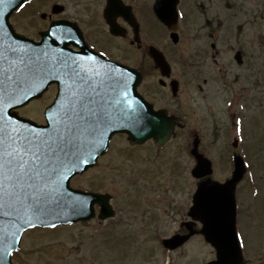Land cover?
<instances>
[{
    "label": "rangeland",
    "instance_id": "374dc122",
    "mask_svg": "<svg viewBox=\"0 0 264 264\" xmlns=\"http://www.w3.org/2000/svg\"><path fill=\"white\" fill-rule=\"evenodd\" d=\"M99 1L33 0L21 11L20 30L26 36L35 37L42 27L39 14L50 12L55 3L68 4L72 15H88ZM200 1L206 5L205 14L191 9L181 22L182 44L178 47L181 55L177 50L168 49V52L177 70L185 63H199V75L211 80L225 75L232 82L235 80V84L230 85L224 96L219 84H204L203 78L197 84L195 77L186 74L182 97L186 98L189 93L200 96L194 113L186 110L189 129L178 130L163 153L153 143L133 149L125 136H118L113 152L104 161L71 182L78 189L111 195L116 209L114 220L102 221L96 217L52 231H29L22 239L20 252L13 258L14 264H166L169 260L170 264H203L211 260L212 249L201 236L175 253L165 249L162 241L178 231L177 216L185 215L188 209L183 204L194 179L186 148L192 146V135H200L201 151L217 159L223 157L234 140V128H229L227 123L235 112L239 116L247 114L249 124L257 128L251 137L252 127L248 126L244 137L251 167L249 176H255L248 181L249 191L245 192V209L249 214L245 225L250 226L246 256L249 264H260L259 260L264 264V0ZM208 32H212V39ZM168 43L171 44L169 38ZM212 43L221 54L216 62ZM238 48H243L248 56L243 66L234 61ZM130 60L135 63L133 58ZM228 61L231 63L225 65ZM189 71L194 68L190 67ZM198 85L202 89L198 90ZM141 90L151 92L154 101L163 105V90L156 83L149 84L147 80ZM239 90L247 91L250 108L246 105L245 110L239 109ZM198 91L208 92L213 98L204 104L203 94H197ZM257 99H261V104L251 109ZM259 106L261 113L257 112ZM33 110L30 106L23 114L39 119ZM179 167L182 171L176 175Z\"/></svg>",
    "mask_w": 264,
    "mask_h": 264
},
{
    "label": "snow or ice",
    "instance_id": "6c2138e0",
    "mask_svg": "<svg viewBox=\"0 0 264 264\" xmlns=\"http://www.w3.org/2000/svg\"><path fill=\"white\" fill-rule=\"evenodd\" d=\"M111 11L113 16L119 15V5L113 4ZM61 31L65 40L79 43L70 28ZM5 35L7 30L0 24V36ZM51 35L55 37L56 32ZM9 40L0 46V216L15 218L16 231L11 236L16 241L22 239L18 233L25 226H37L34 221L40 220L49 205L69 195L65 181L75 170L87 165L98 150L107 151L108 134L120 126L121 118L129 124L139 123L144 105L130 90L133 75L107 64L98 71L100 61L95 54L47 46L38 50ZM53 78L60 88L56 101L46 110V126L34 127L9 114L15 105L30 103ZM161 131L167 129L161 126ZM205 167L206 162L201 161L196 171ZM226 187L202 180L194 214L208 222ZM72 199L77 206L87 203L75 196ZM235 237L243 247L244 236L237 232ZM223 245L227 252V237ZM0 253L10 255L11 245L4 244Z\"/></svg>",
    "mask_w": 264,
    "mask_h": 264
},
{
    "label": "flooded vegetation",
    "instance_id": "af4514ba",
    "mask_svg": "<svg viewBox=\"0 0 264 264\" xmlns=\"http://www.w3.org/2000/svg\"><path fill=\"white\" fill-rule=\"evenodd\" d=\"M189 1H192V3ZM198 1L199 0H181L179 8L183 9L188 15L191 9L199 10V7L206 9V5ZM156 3L157 0H114L112 5L109 6L108 0H100L99 4L92 9L88 15H80L78 13L72 15L68 11V4H61L64 7L62 13H52V7L55 5L53 4L50 12H42L39 14L38 22L42 24V27L38 29L37 34L32 38L36 42H40L42 40L41 34L46 32L52 23L62 21L64 23V28H70L72 30V35L79 40V43L70 40L66 46V51L89 56L94 54L97 55L100 64L96 65V68L101 72L103 71V65L107 64L114 68L115 63H121L125 66L138 69L143 77L141 88L143 83L149 80V84L156 83L157 86L163 90V105L161 106L154 101L151 92L143 91L140 88V92L146 100L151 102L157 109L165 110L169 115L176 117L179 121L177 131L189 129V124L185 117V115H188L186 110L193 114L194 107L197 106L200 96L189 93L186 98L182 97L184 86L187 83L184 82L183 78L186 74L196 77L197 72L189 71V68L194 67V65H189L188 63L183 64L181 66L182 69H176V63L173 62L168 49L174 52L177 50L176 52H179L178 54L180 56L181 52L178 50V47L181 43L173 45L167 42V37L171 32L156 15ZM113 4L119 5V15L113 16L111 11ZM107 8L109 9L107 10ZM199 11L203 14L206 12V10ZM21 15V10L13 12L10 16L9 23L17 34L24 35L20 30L23 24ZM5 28L8 30L7 22ZM178 32L181 35V29L179 27ZM212 45L216 47L215 43ZM155 49L163 54V57H165L168 62L169 68L166 65L164 67L162 65V68L157 67L152 59V54L155 52ZM217 55H220V51L213 54L214 61H216L215 58ZM242 55L246 58V51H242ZM130 58H133L135 63H133ZM195 69L197 70L196 66ZM223 78L224 81L222 83L224 88H229V82L225 77ZM153 88H156V85H153ZM241 93L246 94V90L245 92L243 90L238 92L240 96ZM57 94L58 85L53 84L41 97L33 100L29 104L33 106L36 115L39 117V119H37L38 123H46V110L54 104ZM197 94H199V92ZM206 98L210 99V96ZM24 108H17L14 109V111L22 116ZM14 111L12 110V112ZM240 128L241 132L244 133L245 129L243 128V124ZM117 137L118 135L113 136L107 153L99 158L97 165L113 152L114 141H116ZM188 150L189 147L187 146L186 151ZM208 155L213 162L211 180L220 183L229 180L232 177L234 165L230 149L228 148L225 151L223 157L219 156V159L212 154ZM243 155L245 157V152ZM190 162V167L196 163L193 157H190ZM193 190L195 192V188L189 189L187 199L183 204V206L188 207L185 211V215H179V233L181 235L189 234L190 231L194 230V228L199 225L197 219H193L189 216L194 194ZM242 190L243 187L241 182L235 190V195L239 203L242 199ZM244 215V211L239 207L237 210L238 225H240ZM211 253L212 257L216 255L214 251Z\"/></svg>",
    "mask_w": 264,
    "mask_h": 264
},
{
    "label": "water",
    "instance_id": "95a60500",
    "mask_svg": "<svg viewBox=\"0 0 264 264\" xmlns=\"http://www.w3.org/2000/svg\"><path fill=\"white\" fill-rule=\"evenodd\" d=\"M26 0H4L3 3H0V23L6 26V22L8 24L7 35L0 36V46L7 45L11 40H15L18 42H23L28 44L32 48L41 49L42 47H51L53 49L64 48L66 51V46L70 40H65V34H62L61 29L64 28L63 23L53 24L50 31L42 34V42L35 43L34 41L17 36L11 26L8 23V20L13 11H15L19 6H21ZM178 0H158V4L156 6V11L160 19L167 24L171 28H175L177 22V13H176V5ZM163 5V13L161 11V6ZM56 11H60V9H56ZM54 10V11H55ZM59 25L60 27H55ZM55 31L56 36H52L51 32ZM64 41L62 44L61 41ZM176 40V39H175ZM127 70L133 75V79L131 81L130 90L132 94L140 100V102L144 105L143 111L139 114V123L129 124L128 119L121 118L120 126L117 129L111 131L109 135V140L106 142L105 147H108V143L115 133H126L129 136V140L133 144H142L149 139H154L155 143L158 145L164 144L168 141L174 132V127L176 125V121L167 117L164 111H154L153 107L146 103L138 94L137 87L141 82V76L134 71H130L124 67H120L119 71ZM57 83L60 88L59 82L53 78L46 85L41 86V91L36 94L32 99L38 98L42 95V93L52 84ZM25 103L24 105H26ZM21 107L20 105H15L14 109ZM54 111V110H53ZM9 114L14 115L16 118L23 120L25 123H28L34 127H40L34 122L17 117L16 114L12 113V109H9ZM161 126H164L167 131H161ZM105 153L104 150H98V153L93 154V158L89 160L87 165H81V167L75 170L72 176L65 181V188L69 195H65L60 203H53L49 205L43 215H41L40 220L34 221L37 226L42 227H52L53 224H70L80 220H88L94 217V205L99 203L101 205V213L100 218L105 219L112 215L111 206L109 204L110 197L108 195H101L95 193H85L82 191H76L71 189L70 180L77 174H81L86 171L89 167L95 165L98 158ZM199 161L202 160V157L198 158ZM199 162V164H200ZM206 162V161H204ZM86 169V170H85ZM211 172L209 169V164L206 162L205 168H200L199 172L195 171L194 175L198 177H202L203 175H207ZM241 173L236 174L235 179L228 185H226V189L222 194L220 201L216 204L213 209L212 215L208 222L204 219V228L202 233L204 234L206 240L212 243L218 250V261L210 263V264H235L239 261L240 254V246L235 237V213H234V204L232 198V192L230 189L233 188L234 182L239 180ZM198 194V192H197ZM197 194L194 199V206L192 208L191 214H194V208L197 207ZM77 197L80 201H86L87 203L82 206H77L73 201L72 197ZM231 196V197H230ZM196 215H199L198 213ZM16 221L14 217H4L0 216V250H2L4 244L11 245V253L10 255H2L0 253V264H12L11 255L14 251L18 250L20 241L12 240L11 233L16 231ZM30 229L25 226V229L18 233L19 236L22 237L23 233ZM227 237L229 241L228 251L226 252L225 247L223 245V241ZM166 246L171 245V247H176L178 244L177 239H171L164 242Z\"/></svg>",
    "mask_w": 264,
    "mask_h": 264
}]
</instances>
